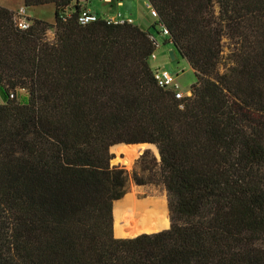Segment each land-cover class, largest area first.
Segmentation results:
<instances>
[{
  "label": "trees",
  "instance_id": "trees-1",
  "mask_svg": "<svg viewBox=\"0 0 264 264\" xmlns=\"http://www.w3.org/2000/svg\"><path fill=\"white\" fill-rule=\"evenodd\" d=\"M150 2L195 73L183 99L158 86L141 26L24 0L54 4L55 24L21 29L0 4V264H264V0ZM113 145L128 163L157 146L141 169L167 191L169 229L114 236L129 174Z\"/></svg>",
  "mask_w": 264,
  "mask_h": 264
},
{
  "label": "rangeland",
  "instance_id": "rangeland-1",
  "mask_svg": "<svg viewBox=\"0 0 264 264\" xmlns=\"http://www.w3.org/2000/svg\"><path fill=\"white\" fill-rule=\"evenodd\" d=\"M4 2L5 4L13 7L19 5L20 0H4V1L0 0V3H4ZM92 2L101 5L99 0H92ZM19 9L20 8L15 9V12L17 13ZM29 9H32L34 14L43 17V20L55 24V16L50 7L48 8L39 7L38 9L36 8H29ZM135 17L137 18L138 16L136 15ZM150 27L151 25L149 24L148 21L146 24H142V28L153 33V37L156 39L157 42V49L155 51V56L149 60V63L153 64L156 62L158 64V67L167 69L173 72L174 74H176L174 83H176L177 86L180 88V90L185 92L187 96H190L191 94H188V91L190 90L191 85L196 81V76L193 69L191 68L187 60L182 58L176 50L174 51L175 58L173 59L170 53L171 50L174 48L172 44L166 43L165 37L158 34L155 30H152ZM47 36L50 40H53L55 36V29L53 28L49 30ZM225 50L227 51V48ZM19 94L20 95L18 99L20 101L26 102L27 95L24 93V91L20 90ZM2 102H3L2 94L0 93V103ZM146 151H150L151 155L156 156V158L159 160L157 152L154 148H146L142 150L140 153H138L137 151L131 152L128 158L129 163L126 161V156L124 154V151L120 150L118 146H115L114 150L112 151L114 152L112 162L114 160H117L116 162H113V164L121 168H124L129 174V184L127 188V194L124 198H126L127 196H131L135 192L134 189L137 188L143 190L142 192L140 191L138 193L139 199H145L146 202L154 203V204L157 203L158 201L163 200L166 204L168 225L157 228L145 229L142 232L155 230V229H165L169 226V224H171L170 212L168 207V195L166 189L162 184L156 183L155 179L157 178V176H153L152 178L154 179H150L149 178L150 174L148 172H142L141 160H142V155ZM134 173H136L138 176H143L145 178H148L150 179V181H148L144 185H138L133 178ZM114 219H115V212H114ZM117 228L122 229L120 227ZM114 231H115V220H114Z\"/></svg>",
  "mask_w": 264,
  "mask_h": 264
},
{
  "label": "bare ground",
  "instance_id": "bare-ground-1",
  "mask_svg": "<svg viewBox=\"0 0 264 264\" xmlns=\"http://www.w3.org/2000/svg\"><path fill=\"white\" fill-rule=\"evenodd\" d=\"M134 191L131 196H127L115 204V228L120 227L131 233L140 234L144 233L142 231L145 229L168 225L165 202L163 200L155 204L146 202L145 199L138 198V193L143 190L135 188ZM150 231L155 232L154 230Z\"/></svg>",
  "mask_w": 264,
  "mask_h": 264
},
{
  "label": "built area",
  "instance_id": "built-area-1",
  "mask_svg": "<svg viewBox=\"0 0 264 264\" xmlns=\"http://www.w3.org/2000/svg\"><path fill=\"white\" fill-rule=\"evenodd\" d=\"M85 1L86 0H76L77 6H80V11H79V15H78V22L81 25H87V24H90L92 22H96L100 19H104L109 24H112V23L113 24H118V23L122 24L125 22L134 24L132 19H126V18H122V17L101 18L96 12L92 11L88 7L83 6V3ZM139 1H141L144 4L149 15L152 17L153 24L157 23V30L159 32L158 34L164 36L165 39H168L169 38V30L166 28V26L164 24H162L160 22L159 14H158L157 10L155 9V7L153 6V4L150 2V0H139ZM15 19H16L17 25L21 29H27L28 28L30 23L27 20L26 10L24 8H20L18 10V12L16 13ZM153 71H154V78H155L158 86H160L161 88H164V89L172 90L175 93L177 99H183L187 96L185 94V92L180 90V88L177 86V84L174 83L175 78H176V74H174L173 72H171L167 69H163L160 67L155 68Z\"/></svg>",
  "mask_w": 264,
  "mask_h": 264
},
{
  "label": "crops",
  "instance_id": "crops-1",
  "mask_svg": "<svg viewBox=\"0 0 264 264\" xmlns=\"http://www.w3.org/2000/svg\"><path fill=\"white\" fill-rule=\"evenodd\" d=\"M4 1V0H3ZM101 5H98L92 0H86L83 3L84 7H88L92 11L96 12L101 18L106 17H122L126 19H132L134 24H137L142 27V24H146L147 21L150 25L153 24V19L149 15L148 11L146 10L144 4L141 1L136 0H99ZM1 5L15 11L17 8H24L26 10V17L27 18H37V19H43V17L38 16L33 13L32 9L29 8H48L50 7L53 11V14L55 16V5L54 4H46L42 6H33V7H26L24 4V0H20L19 5L17 6H9L4 3H0ZM138 16L137 18L135 16ZM139 18V20H138ZM151 28V27H150ZM151 30V29H150ZM175 49V48H173ZM157 59V58H156ZM155 61V60H154ZM150 66L154 70L158 67V64L155 62L153 64L150 63ZM191 88V87H190ZM188 93H191V89L188 91Z\"/></svg>",
  "mask_w": 264,
  "mask_h": 264
},
{
  "label": "water",
  "instance_id": "water-1",
  "mask_svg": "<svg viewBox=\"0 0 264 264\" xmlns=\"http://www.w3.org/2000/svg\"><path fill=\"white\" fill-rule=\"evenodd\" d=\"M176 49H172L171 50V56H172V58L174 59L175 58V56H174V51H175ZM191 94V93H190ZM121 144H125V143H121ZM118 145V144H117ZM126 145H140V146H151V145H153V144H149V143H140V144H126ZM116 145H113L111 148H110V153H111V155L113 156V154H114V152H112L113 150H114V147H115ZM155 147H156V149H157V155H158V157L160 158V153H159V150H158V148H157V146L156 145H154ZM141 152V151H140ZM113 159V158H112ZM117 160H114L113 162H116ZM113 162H112V160H111V164L112 165H114L113 164ZM127 194V193H126ZM126 194L121 198V199H119V200H116V201H114L113 202V232H114V208H115V204L117 203V202H119V201H121L125 196H126ZM171 227V224H169V227L168 228H166V229H162V230H158V231H155V232H144V233H140V234H137V235H134V236H128V237H116L115 236V232H114V236L116 237V238H133V237H136V236H139V235H142V234H153V233H158V232H161V231H163V230H167V229H169Z\"/></svg>",
  "mask_w": 264,
  "mask_h": 264
}]
</instances>
